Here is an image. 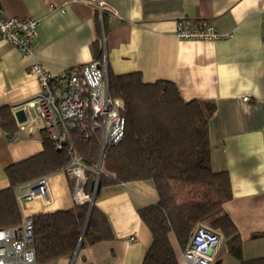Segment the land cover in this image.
<instances>
[{
    "label": "crops",
    "instance_id": "crops-1",
    "mask_svg": "<svg viewBox=\"0 0 264 264\" xmlns=\"http://www.w3.org/2000/svg\"><path fill=\"white\" fill-rule=\"evenodd\" d=\"M0 5L7 17L40 23L28 56L0 41V108L11 107L14 115L23 109L28 115L27 123H17L13 139L0 126V192L10 187L8 168L44 151L43 123L30 105L41 85L30 67L40 64L58 75L96 61L101 49L115 75L140 72L148 84L172 82L185 102L216 107L209 123L212 169L230 175L233 198L224 212L239 231L243 256L246 249L254 254L253 244L264 241L254 238L264 234L262 0H0ZM183 20L208 22L229 37L179 39L177 26ZM49 198L19 204L23 218L80 205L62 171L49 176ZM158 200L152 181L104 187L93 203L108 217L116 240L85 248L73 264H143L153 237L139 210ZM172 243L184 264L185 251L174 238ZM224 247L212 264H238Z\"/></svg>",
    "mask_w": 264,
    "mask_h": 264
},
{
    "label": "trees",
    "instance_id": "trees-1",
    "mask_svg": "<svg viewBox=\"0 0 264 264\" xmlns=\"http://www.w3.org/2000/svg\"><path fill=\"white\" fill-rule=\"evenodd\" d=\"M103 55L100 49L96 60L101 61ZM108 69L111 96L125 103L126 132L107 154L106 171L111 176L100 178L101 190L132 182L154 183L158 202L139 210L153 237L143 264H180L172 238L185 251L194 231L209 220L212 230L226 239L228 252L238 264H264V257L244 259L239 231L224 212L233 191L229 173L212 169L209 123L216 107L197 100L185 102L172 82L148 84L140 72L115 75ZM0 126L9 139L15 138L19 127L11 107L0 108ZM41 135L44 151L6 171L10 187L0 192V230L22 223L14 193L17 186L61 172L68 164L67 151L58 150L45 131ZM76 145L87 163L95 164L98 140L82 143L76 138ZM32 219V247L39 264L71 261L79 246L80 252L116 240L108 217L95 203ZM254 238H264V234Z\"/></svg>",
    "mask_w": 264,
    "mask_h": 264
},
{
    "label": "built area",
    "instance_id": "built-area-1",
    "mask_svg": "<svg viewBox=\"0 0 264 264\" xmlns=\"http://www.w3.org/2000/svg\"><path fill=\"white\" fill-rule=\"evenodd\" d=\"M264 3V0H262ZM262 44L264 48V9L262 12ZM36 19L11 18L0 5V41L18 48L24 56L32 53L38 34ZM176 35L182 40L215 41L229 37L221 34L212 24L201 21L178 23ZM41 85V92L30 105L43 123L58 150H66L68 164L62 172L73 183V195L80 205L91 203L96 187L106 171L108 152L119 145L125 136V103L111 96L109 69L105 55L101 61H93L72 68L58 75L50 74L42 65L29 69ZM249 101V97L243 99ZM98 140L99 148L95 164L89 165L76 145ZM92 183L91 191L87 190ZM19 204L34 199L49 202V176L22 184L14 189ZM33 219L23 218L20 226L0 230V264H39L32 247ZM134 240V239H132ZM223 237L218 232L199 226L193 233L183 258L184 264H212Z\"/></svg>",
    "mask_w": 264,
    "mask_h": 264
},
{
    "label": "rangeland",
    "instance_id": "rangeland-1",
    "mask_svg": "<svg viewBox=\"0 0 264 264\" xmlns=\"http://www.w3.org/2000/svg\"><path fill=\"white\" fill-rule=\"evenodd\" d=\"M35 115V114H34ZM36 117H37V119H39L40 120V118L38 117V115L36 114ZM41 121V120H40ZM41 123H42V121H41ZM43 125V124H42ZM40 202V201H39ZM209 222H210V220L209 221H206V222H203V223H201L200 225L201 226H204V227H207V228H210V229H212L210 226H209ZM226 243H227V241H226V239L225 238H223V242H222V248H223V251L225 250V245H226ZM253 247H255V249H253V251H254V254H255V256L256 257H252V256H254V254L253 255H250L249 254V251L246 249V252H244V259L245 260H252V258H254V259H256V258H261V257H264V241L263 242H259V243H257V244H253ZM246 248H250V246H247ZM230 261H234V260H232V259H230ZM55 264H63V262L62 261H58V262H56ZM70 264V263H69ZM223 264H227V261H224V263Z\"/></svg>",
    "mask_w": 264,
    "mask_h": 264
},
{
    "label": "water",
    "instance_id": "water-1",
    "mask_svg": "<svg viewBox=\"0 0 264 264\" xmlns=\"http://www.w3.org/2000/svg\"><path fill=\"white\" fill-rule=\"evenodd\" d=\"M14 116H15V119H16L17 123L20 124V125L28 122V115H27L26 111L23 110V109H20V110L16 111ZM100 190H101V183H98V185L96 187V193L100 192ZM94 199L90 203L91 206L93 205ZM89 216H88V218H89ZM81 241H82V239H81ZM79 248H80V246L78 247V249H77V251H76V253H75L74 257H73V260H72V263L71 264L74 263L77 255L79 253Z\"/></svg>",
    "mask_w": 264,
    "mask_h": 264
}]
</instances>
